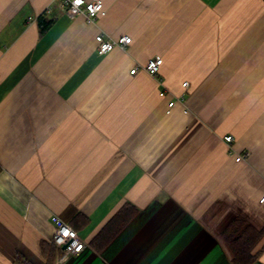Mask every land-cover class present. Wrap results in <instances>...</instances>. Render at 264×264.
<instances>
[{"label":"crops","instance_id":"0c3cea01","mask_svg":"<svg viewBox=\"0 0 264 264\" xmlns=\"http://www.w3.org/2000/svg\"><path fill=\"white\" fill-rule=\"evenodd\" d=\"M102 2L90 23L0 0V264H46L52 214L87 243L62 264H233L226 227H264V0ZM99 34L132 40L101 54Z\"/></svg>","mask_w":264,"mask_h":264},{"label":"built area","instance_id":"2783aa9c","mask_svg":"<svg viewBox=\"0 0 264 264\" xmlns=\"http://www.w3.org/2000/svg\"><path fill=\"white\" fill-rule=\"evenodd\" d=\"M60 7L70 18H76L77 16H85L88 22H95L100 16L105 14V8L102 0H58ZM132 38L130 36H123L119 40H112L105 38L103 34L96 36L97 50L101 54H106L112 51L116 47L124 48L131 43ZM163 65V59L161 57H154L148 60V62L139 67L135 66L130 73L136 74L140 69L146 71L151 76H157L160 68ZM188 82L183 83L186 87ZM184 96L177 99H173L169 102V109L167 113L171 112V108L177 102H184ZM225 141L229 143V154L235 156L236 161H243L249 158L250 153L248 151L239 153L231 145L233 141L232 135L225 136ZM264 202V196L261 199ZM50 221L54 226L53 243L58 251L57 264L66 262L71 256L80 253L87 247V243L80 237L78 232L67 222L61 219L58 215L52 214ZM67 246L64 248V246Z\"/></svg>","mask_w":264,"mask_h":264},{"label":"trees","instance_id":"16d2710c","mask_svg":"<svg viewBox=\"0 0 264 264\" xmlns=\"http://www.w3.org/2000/svg\"><path fill=\"white\" fill-rule=\"evenodd\" d=\"M54 20H46L39 18L41 31L47 30ZM130 204L125 205L103 228L96 237L97 244L105 245L102 241L104 237L111 238L132 218L134 211L130 209ZM134 207V206H132ZM110 236V237H109ZM222 236L229 246L233 254V264H254L258 261L260 254L264 250V244L253 254V249L259 245L264 238V227L262 229L255 228L243 217H236L228 227L223 231ZM108 239V240H109ZM42 253L46 259V264H55L56 246L54 243H42ZM14 264H33L25 256L20 253L16 254Z\"/></svg>","mask_w":264,"mask_h":264},{"label":"snow or ice","instance_id":"6c2138e0","mask_svg":"<svg viewBox=\"0 0 264 264\" xmlns=\"http://www.w3.org/2000/svg\"><path fill=\"white\" fill-rule=\"evenodd\" d=\"M77 3H80V0H77Z\"/></svg>","mask_w":264,"mask_h":264},{"label":"water","instance_id":"95a60500","mask_svg":"<svg viewBox=\"0 0 264 264\" xmlns=\"http://www.w3.org/2000/svg\"><path fill=\"white\" fill-rule=\"evenodd\" d=\"M67 246L65 245L64 248H66Z\"/></svg>","mask_w":264,"mask_h":264}]
</instances>
